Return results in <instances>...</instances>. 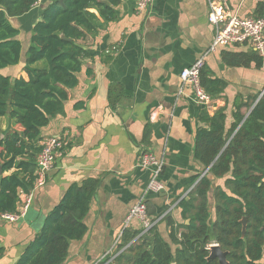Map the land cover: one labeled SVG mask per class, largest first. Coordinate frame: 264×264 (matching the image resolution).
I'll return each mask as SVG.
<instances>
[{
	"label": "crops",
	"instance_id": "1",
	"mask_svg": "<svg viewBox=\"0 0 264 264\" xmlns=\"http://www.w3.org/2000/svg\"><path fill=\"white\" fill-rule=\"evenodd\" d=\"M52 1L42 0L12 18L20 29L22 59L2 73L28 79L23 66L32 28ZM260 2L264 0H228L243 17L255 16ZM115 8V20L95 37L80 41L90 55L83 60L78 85L69 89L65 113L42 129L43 139L60 136L66 141L46 183L36 190L25 217L13 223L0 218V240L6 248L0 264H14L67 188L88 178L100 182L85 218L88 231L70 243L63 264H116L125 219L151 179L150 168L138 164L144 151L165 161L160 176L164 188L148 191L146 204L153 220L159 215L154 222L170 241L164 217L172 214L183 221L178 204L189 198L191 178L206 171L195 157L202 112L213 115L226 108L230 127L236 101L258 96L255 106L264 95V67L229 66L222 59L223 50H254L249 44L210 50L214 28L208 21L207 0H153L146 12L137 9V0H119ZM204 53L203 70L226 82L208 105L200 104L181 78L182 70ZM78 102L83 105L76 108ZM9 124L7 117H0V136ZM216 183L223 185L224 179ZM127 229L136 231L142 224L134 220Z\"/></svg>",
	"mask_w": 264,
	"mask_h": 264
},
{
	"label": "trees",
	"instance_id": "2",
	"mask_svg": "<svg viewBox=\"0 0 264 264\" xmlns=\"http://www.w3.org/2000/svg\"><path fill=\"white\" fill-rule=\"evenodd\" d=\"M37 3L0 0V117L10 120L0 136V216L15 213L20 192L34 187L42 129L65 113L69 89L78 85L83 60L90 55L80 41L95 37L115 20L119 0L49 3L32 28L23 66L28 79L15 78L11 89L14 77L1 70L20 64L23 51L20 29L12 18L28 13ZM255 16H264V2L258 4ZM222 59L229 66L264 67V55L255 50H223ZM201 82L212 97L226 86L207 68ZM257 98L235 102L230 127L226 108L213 115L202 112L204 125L196 133L195 157L208 171L191 178L189 198L178 204L183 221L172 214L164 217L170 241L157 223L138 239L142 229H125L116 264H218V258H209L212 243L228 251V264H264V95L253 106ZM82 105L78 102L75 107ZM218 179H224L223 185L216 183ZM99 183L96 178L72 183L14 264H63L70 243L88 231L85 218ZM5 253L0 240V259Z\"/></svg>",
	"mask_w": 264,
	"mask_h": 264
},
{
	"label": "built area",
	"instance_id": "3",
	"mask_svg": "<svg viewBox=\"0 0 264 264\" xmlns=\"http://www.w3.org/2000/svg\"><path fill=\"white\" fill-rule=\"evenodd\" d=\"M40 1L42 0H38V3ZM152 2L153 0H137V9L140 12H146ZM207 2L209 6L208 21L214 28V37L210 50H216L219 47H236L249 44L255 51L264 55V16H240L237 11L230 7L228 0H207ZM205 55L204 53L181 72L183 82L191 88L194 98L202 105H208L212 101V96L206 91L201 82ZM41 144L42 151L37 158L35 185L27 193L20 192L15 213H5L0 216L5 221L17 222L27 215L36 190L46 183L47 176L54 168L57 157L66 146V141L60 136H49L45 137ZM138 164L142 167L150 168L151 179L144 194L130 208L124 222V229L129 228L134 220H139L142 224V231L138 237H141L155 224L148 214L146 194L150 190L157 192L164 188L160 176L164 169L165 161L164 158H160L150 151H144ZM123 233L124 231L117 239L119 243L122 241Z\"/></svg>",
	"mask_w": 264,
	"mask_h": 264
},
{
	"label": "water",
	"instance_id": "4",
	"mask_svg": "<svg viewBox=\"0 0 264 264\" xmlns=\"http://www.w3.org/2000/svg\"><path fill=\"white\" fill-rule=\"evenodd\" d=\"M14 81H15V78L12 81L11 89H13ZM9 110H10V101H9ZM207 171L208 169H206L205 173ZM205 173L203 175H205ZM187 223H189V220H187ZM242 223H243V233H245L246 225H247V218H244ZM138 238L139 237H137L136 239ZM227 254H228V251L223 250L218 243H212L210 245L209 258H218V264H228ZM173 264H176V263H173Z\"/></svg>",
	"mask_w": 264,
	"mask_h": 264
}]
</instances>
